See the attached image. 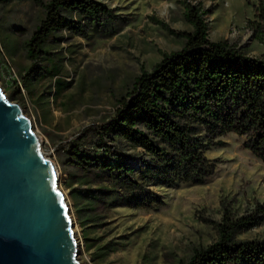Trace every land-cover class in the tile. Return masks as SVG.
I'll return each instance as SVG.
<instances>
[{
	"label": "rangeland",
	"instance_id": "obj_1",
	"mask_svg": "<svg viewBox=\"0 0 264 264\" xmlns=\"http://www.w3.org/2000/svg\"><path fill=\"white\" fill-rule=\"evenodd\" d=\"M99 1L126 23L110 37L54 33L36 63L43 77L31 72L33 61L28 54L31 37L44 18L43 7L36 0H0V84L32 120L44 152L57 166L82 263L181 264L195 250L218 240L225 209L242 216L264 203V163L244 147V137L229 134L221 138L224 147L207 152L218 160L213 175L203 184L153 185L163 203L147 209L111 206L101 194L111 188L108 183L66 165L62 151L86 137L88 146L97 148L96 128L115 115L118 100L132 90L134 79L143 70L153 71L163 52L183 48L185 40L172 36L154 19L175 30H192L178 0ZM195 2L210 10L207 18L213 41H228L250 56L264 53V21L258 15L261 0ZM54 70L59 80L69 83L63 91L58 90ZM17 86L20 93L12 97ZM119 146L138 152L122 140ZM235 237L264 240V223L238 231Z\"/></svg>",
	"mask_w": 264,
	"mask_h": 264
},
{
	"label": "trees",
	"instance_id": "obj_2",
	"mask_svg": "<svg viewBox=\"0 0 264 264\" xmlns=\"http://www.w3.org/2000/svg\"><path fill=\"white\" fill-rule=\"evenodd\" d=\"M178 1L192 30H175L153 19L172 36L183 38V48L163 52L153 71L143 70L134 79L132 90L118 100L115 115L96 128L97 148L89 147L86 137L62 151L66 165L111 186L101 193L111 206L153 208L163 203L153 185L203 184L218 162L207 152L224 147L221 138L229 134L244 137V147L264 163V53L250 56L228 41H213L210 10L195 0ZM36 2L43 7L44 18L31 37L28 54L31 72L43 77L36 63L54 33L110 37L126 23L99 0ZM258 15L264 21V0ZM56 70L53 76L63 91L69 83L59 80ZM18 93L19 86L11 96ZM119 140L138 152L123 151ZM262 223L264 203L242 216L225 209L218 240L195 250L181 264H264V240L235 237L236 232Z\"/></svg>",
	"mask_w": 264,
	"mask_h": 264
},
{
	"label": "water",
	"instance_id": "obj_3",
	"mask_svg": "<svg viewBox=\"0 0 264 264\" xmlns=\"http://www.w3.org/2000/svg\"><path fill=\"white\" fill-rule=\"evenodd\" d=\"M56 164L0 84V264H84Z\"/></svg>",
	"mask_w": 264,
	"mask_h": 264
}]
</instances>
